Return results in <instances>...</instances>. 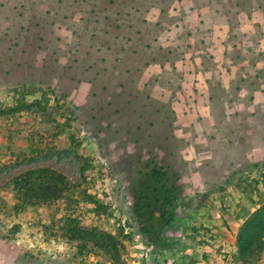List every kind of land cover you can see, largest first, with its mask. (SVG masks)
<instances>
[{
    "label": "rangeland",
    "instance_id": "1",
    "mask_svg": "<svg viewBox=\"0 0 264 264\" xmlns=\"http://www.w3.org/2000/svg\"><path fill=\"white\" fill-rule=\"evenodd\" d=\"M263 205L264 0H0V264H230Z\"/></svg>",
    "mask_w": 264,
    "mask_h": 264
},
{
    "label": "trees",
    "instance_id": "2",
    "mask_svg": "<svg viewBox=\"0 0 264 264\" xmlns=\"http://www.w3.org/2000/svg\"><path fill=\"white\" fill-rule=\"evenodd\" d=\"M149 174L159 181L165 177V172L158 166H152ZM44 170L31 171L28 175L17 179L14 183L15 195L22 201L29 203H47L63 197L64 187L62 179L56 174L49 177ZM174 188H168L162 198L156 190L152 194L137 192V211L145 214L142 230L148 235L151 243L158 244L162 238L163 230L170 224L174 216L173 200ZM112 235H109L110 238ZM118 264L120 255L113 253L114 248L107 249ZM117 250V249H116ZM116 254V255H115ZM264 254V205L260 207L243 224L238 235V249L230 257V264H262Z\"/></svg>",
    "mask_w": 264,
    "mask_h": 264
}]
</instances>
